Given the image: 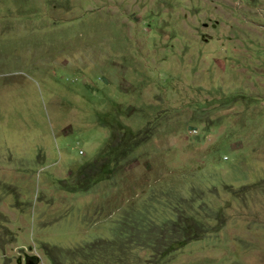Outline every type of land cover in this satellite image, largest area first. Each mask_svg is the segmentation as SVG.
Masks as SVG:
<instances>
[{
    "label": "rangeland",
    "instance_id": "rangeland-1",
    "mask_svg": "<svg viewBox=\"0 0 264 264\" xmlns=\"http://www.w3.org/2000/svg\"><path fill=\"white\" fill-rule=\"evenodd\" d=\"M264 264V0H0V264Z\"/></svg>",
    "mask_w": 264,
    "mask_h": 264
},
{
    "label": "water",
    "instance_id": "water-1",
    "mask_svg": "<svg viewBox=\"0 0 264 264\" xmlns=\"http://www.w3.org/2000/svg\"><path fill=\"white\" fill-rule=\"evenodd\" d=\"M39 260L37 257H26L25 264H38Z\"/></svg>",
    "mask_w": 264,
    "mask_h": 264
}]
</instances>
